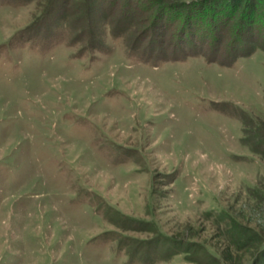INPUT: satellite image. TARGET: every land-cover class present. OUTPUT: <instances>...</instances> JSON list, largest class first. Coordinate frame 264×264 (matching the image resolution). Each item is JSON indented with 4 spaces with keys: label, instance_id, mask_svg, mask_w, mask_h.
<instances>
[{
    "label": "rangeland",
    "instance_id": "1",
    "mask_svg": "<svg viewBox=\"0 0 264 264\" xmlns=\"http://www.w3.org/2000/svg\"><path fill=\"white\" fill-rule=\"evenodd\" d=\"M61 1L43 19L47 0H0V264H264V159L241 142L249 123L264 138V51L184 58L188 35L224 56L232 26L153 29L148 0ZM109 10L143 47L181 41V59L129 54L100 26ZM93 13L103 49L83 36Z\"/></svg>",
    "mask_w": 264,
    "mask_h": 264
},
{
    "label": "trees",
    "instance_id": "2",
    "mask_svg": "<svg viewBox=\"0 0 264 264\" xmlns=\"http://www.w3.org/2000/svg\"><path fill=\"white\" fill-rule=\"evenodd\" d=\"M88 2V0H85ZM90 1V0H89ZM151 4V7H155L156 12L150 16L148 19V24L154 26V28L161 27V23L163 24L168 16L175 17L173 20L182 22L183 28L178 29L179 31H183L186 28V23H193L196 22L198 24H201L202 27L207 28L208 32L211 28H215L216 26H220L221 29H231L229 27L232 26L231 30V37L228 46L224 47V56L220 55H208L203 50H200V48H197V46H194L191 44V36H184L182 42H185L187 44V47L185 52L179 51L181 49V41H174L175 44L172 46L173 41H171V46L175 49L173 52L170 53H163L160 51V48H158L160 43H156L155 45H149L148 47H143V39L147 38L146 35L138 38L139 32L136 25L137 21L136 19H130V21L125 23H120L116 17L112 15V11H108V14L104 15V18L101 20L100 26L105 25L106 28L110 29L111 35L114 37H123L124 40L127 42V49H129L128 53L133 54L137 53L135 55L139 56L141 59L145 60L146 62H152V61H168V60H179L181 59L182 52L186 53V56L184 58H187L189 55H203L207 61L209 62H220V64L224 66H231L234 62H236L238 59L243 57H249L253 55L257 51H264V0H148ZM217 1H222L219 6L216 7H207L209 4ZM59 2V3H58ZM94 4L95 1L91 2V4ZM55 4L57 8L59 5L63 4L61 0H47V5L45 14H42L41 17L44 18H53V12L50 13V5ZM129 4V3H127ZM82 6V5H79ZM150 9V7H149ZM73 10L75 11L76 8L74 7ZM110 12V13H109ZM125 15L128 16L129 9H125ZM174 12V13H173ZM67 16V15H66ZM95 17H97L96 14L88 15L87 20L85 21V27L88 28L86 31H84L83 36L85 37L86 34H89L87 43L90 44L92 48H96L97 46L100 49H103L104 46H101L103 41H100V38H98V34H96L95 29L92 27ZM101 17V16H100ZM149 17V16H148ZM64 19L65 16L61 17V19ZM72 25L69 26V29L71 30L73 28L74 23L80 22L79 18L73 19ZM102 22L104 24H102ZM168 23V22H167ZM170 25V23H169ZM77 26V25H75ZM227 26V27H226ZM136 28V29H135ZM257 28L258 33L251 34V31ZM115 30V31H113ZM126 30V33L124 36L122 35L123 31ZM137 30V31H135ZM212 30V29H211ZM250 32V33H249ZM136 33V34H135ZM181 33V32H180ZM182 34V33H181ZM210 34V33H209ZM136 35L134 38L133 36ZM215 36V35H214ZM257 38H253V37ZM176 37V35H173L172 38ZM216 37V36H215ZM214 37V38H215ZM97 38V39H96ZM180 40V39H179ZM155 47V48H154ZM147 49H151L149 53L146 52ZM182 50V49H181ZM152 60V61H150ZM247 116L246 113H243L242 117L245 118ZM246 128L244 129V137H242L241 142L248 146L250 151L261 158L264 159V138L260 139L257 137L258 140L253 138L251 135V130L248 129L249 126H252L251 123L249 125L246 124ZM252 190V191H251ZM249 191L250 195L258 194L259 191L256 190V188H253ZM258 191V192H257ZM261 195H264L261 194ZM214 212V211H212ZM220 219H224L227 222L228 229L231 232H236V234L243 230L242 225L238 224L237 221L232 220L229 216L224 215L222 213ZM257 238H260V235L254 234ZM240 236H242L240 234ZM169 244V242H167ZM244 244V243H243ZM147 246V245H146ZM190 246V245H189ZM189 246H187L185 249L187 252L192 251L190 250ZM141 248V247H139ZM138 248V249H139ZM198 248V251L200 249L202 256L210 259V261H213V259L205 253L202 252L206 251L205 249ZM264 252V249H263Z\"/></svg>",
    "mask_w": 264,
    "mask_h": 264
},
{
    "label": "bare ground",
    "instance_id": "3",
    "mask_svg": "<svg viewBox=\"0 0 264 264\" xmlns=\"http://www.w3.org/2000/svg\"><path fill=\"white\" fill-rule=\"evenodd\" d=\"M107 75V74H106ZM170 75V74H169ZM101 77V76H100ZM168 77V76H167ZM195 83V82H194ZM163 84V83H162ZM170 84V83H169ZM148 85V84H147ZM165 86V84H164ZM212 92V91H211ZM67 93V92H66ZM149 95V94H148ZM176 96V95H175ZM64 97V96H63ZM66 98V97H65ZM184 101V100H183ZM129 103V102H128ZM181 104H182V101H181ZM50 105V104H49ZM170 105V104H169ZM52 106V105H51ZM59 106V105H58ZM106 106V105H105ZM72 108V107H71ZM104 108V107H103ZM179 109V108H178ZM120 110V109H119ZM81 111V110H80ZM131 111V110H130ZM75 112V111H74ZM81 113V112H80ZM79 114V113H78ZM130 114V112H129ZM185 115V114H184ZM39 116V115H38ZM57 116V115H56ZM165 121V120H164ZM202 128V127H201ZM163 130V129H162Z\"/></svg>",
    "mask_w": 264,
    "mask_h": 264
}]
</instances>
